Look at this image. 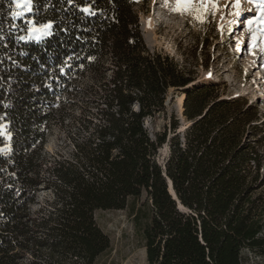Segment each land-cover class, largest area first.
<instances>
[{
  "label": "trees",
  "instance_id": "trees-1",
  "mask_svg": "<svg viewBox=\"0 0 264 264\" xmlns=\"http://www.w3.org/2000/svg\"><path fill=\"white\" fill-rule=\"evenodd\" d=\"M32 5L13 19V0H0V264H95L110 249L95 212L125 210L143 193L135 219L148 264H245V250L264 257L258 105L151 52L135 0ZM28 20L51 22L52 35L18 40ZM172 89L185 95L183 133L167 104ZM149 119L166 122L154 137ZM67 121L71 154L50 158L51 127ZM42 192L52 199L33 211Z\"/></svg>",
  "mask_w": 264,
  "mask_h": 264
},
{
  "label": "rangeland",
  "instance_id": "rangeland-1",
  "mask_svg": "<svg viewBox=\"0 0 264 264\" xmlns=\"http://www.w3.org/2000/svg\"><path fill=\"white\" fill-rule=\"evenodd\" d=\"M166 1L167 6H160L157 3L161 0H135L140 22L142 16L155 21V27L147 33L141 27L145 44V34L151 41V47L147 45L149 50L166 54L180 66L192 69L201 83L222 85V93L226 98L248 99L250 103L258 105L264 117V32L261 31L264 23L260 22L264 9L257 8L256 3L250 0H241V15L235 16L232 13L236 9L231 7L234 0H215L219 11L213 9L214 15L205 13L204 22L201 23L194 12L174 11L176 0ZM193 2L198 3L199 0ZM13 4L14 10L19 11ZM225 4H229V7L225 8ZM28 13L25 12L22 18ZM249 20L253 21L251 25L248 24ZM253 36L257 37L255 47ZM181 93L170 90L167 101L170 100V113L180 118L181 130L184 132L187 123L183 117L184 108H179ZM165 123L163 119H149L146 127L154 137ZM72 130L68 121L63 126L57 123L52 125L45 146L50 158L70 156ZM4 136L7 135L4 133ZM8 148L9 145L5 144L2 150L6 152ZM167 156L168 146H165L161 161L164 162ZM49 199H52L51 193H40L32 210L37 211ZM146 204L147 194L143 193L139 200H130L125 210L95 212L98 227L110 239V249L95 264H148L142 226L135 219V211ZM144 222L142 220L141 223ZM243 261L245 264H264V257L245 250Z\"/></svg>",
  "mask_w": 264,
  "mask_h": 264
},
{
  "label": "snow or ice",
  "instance_id": "snow-or-ice-1",
  "mask_svg": "<svg viewBox=\"0 0 264 264\" xmlns=\"http://www.w3.org/2000/svg\"><path fill=\"white\" fill-rule=\"evenodd\" d=\"M13 2L15 3V8L19 9V11L14 10L12 12L13 19L24 16L25 12L32 11V0H13ZM250 2L256 3L257 8L264 9V0H250ZM224 7H229V4H225ZM231 7L236 9V11L232 13L233 15H241V0H234V2H231ZM213 9L219 11V5L215 2V0H199L198 3H194L193 0H176V7L173 10L177 12H194L197 14L196 18L200 20L201 23H203V16L205 13H212L213 15L215 14L214 12H212ZM82 11L89 14H94L91 12V9L89 7L83 8ZM260 22L264 23V14L261 15ZM252 23V20L248 21L249 25H251ZM26 24L28 25V35L18 36V40L39 42L44 37L52 35L51 29L53 27V24L51 22L46 24H39V26H37L35 21L28 20L26 21ZM261 31L264 32V29H261ZM252 39L253 47H255L257 37L253 36ZM61 71H63V68H61Z\"/></svg>",
  "mask_w": 264,
  "mask_h": 264
},
{
  "label": "bare ground",
  "instance_id": "bare-ground-1",
  "mask_svg": "<svg viewBox=\"0 0 264 264\" xmlns=\"http://www.w3.org/2000/svg\"><path fill=\"white\" fill-rule=\"evenodd\" d=\"M166 0H161V2L157 3L158 5L160 4V6H162V4H166ZM168 4H166L165 6H167ZM141 27L142 30L147 33L149 32V30L153 29L155 27V21L154 20H147L145 17H141ZM145 39H146V43L148 45V47H151V41L149 40L148 36L145 34ZM179 101H180V110H183V106H184V101H185V95H180L179 97Z\"/></svg>",
  "mask_w": 264,
  "mask_h": 264
},
{
  "label": "water",
  "instance_id": "water-1",
  "mask_svg": "<svg viewBox=\"0 0 264 264\" xmlns=\"http://www.w3.org/2000/svg\"><path fill=\"white\" fill-rule=\"evenodd\" d=\"M169 103H170V100L167 101V104H169ZM182 132H183V130L180 131V133H182ZM169 191H170L171 195L174 197V199L177 200L176 194H175L174 189H173V184L170 180H169ZM178 204H179V209L182 210L183 206L179 202H178Z\"/></svg>",
  "mask_w": 264,
  "mask_h": 264
}]
</instances>
